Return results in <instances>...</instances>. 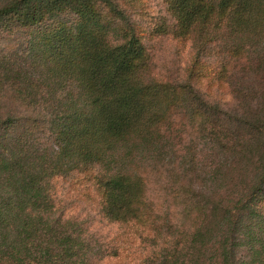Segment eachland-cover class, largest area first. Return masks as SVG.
I'll use <instances>...</instances> for the list:
<instances>
[{"label": "trees", "instance_id": "16d2710c", "mask_svg": "<svg viewBox=\"0 0 264 264\" xmlns=\"http://www.w3.org/2000/svg\"><path fill=\"white\" fill-rule=\"evenodd\" d=\"M138 1H0V264H104L135 236L141 264H264V0H163L152 35L192 41L184 79L154 73ZM211 60L228 106L192 81ZM80 176L117 239L60 206Z\"/></svg>", "mask_w": 264, "mask_h": 264}, {"label": "rangeland", "instance_id": "374dc122", "mask_svg": "<svg viewBox=\"0 0 264 264\" xmlns=\"http://www.w3.org/2000/svg\"><path fill=\"white\" fill-rule=\"evenodd\" d=\"M133 7L137 9L136 21H138L139 33L143 37L142 43L151 53L153 64L156 66L153 70L154 73L164 77L179 75L180 79L188 77L196 56L192 41L176 38L172 35H152V31L158 24H164L165 22L169 26L174 25L172 15L163 0H139ZM214 66V60L205 61L202 68L196 71L197 76L192 81L196 90L206 99L218 101L221 104L226 102L224 105L228 106L232 103L230 90L222 80L217 78ZM255 79H257L256 75L253 76V80ZM146 176L148 177L149 189L148 202L153 205L149 211L151 218L154 215L163 217L169 210L170 201L173 203L171 198L166 197L163 191L165 182L160 181L158 175H151L146 172ZM88 181L83 176L59 180L54 185L58 193V202L68 213V216L79 220L93 221L94 230L101 237L113 241L126 230L124 227L112 225L102 219L100 215L102 200L100 193L94 183ZM178 209L174 207V213L172 210L171 214L174 217H179L180 210ZM133 241L135 245L126 243L123 246L126 249L130 248L128 251L120 253L117 259L105 261L104 264H141L144 256L151 248L142 247L143 244L138 240V236H135Z\"/></svg>", "mask_w": 264, "mask_h": 264}]
</instances>
